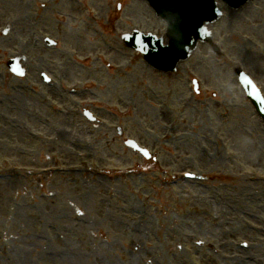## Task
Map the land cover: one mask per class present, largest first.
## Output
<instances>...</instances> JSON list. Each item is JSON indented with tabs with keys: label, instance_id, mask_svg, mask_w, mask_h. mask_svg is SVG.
<instances>
[{
	"label": "rangeland",
	"instance_id": "rangeland-1",
	"mask_svg": "<svg viewBox=\"0 0 264 264\" xmlns=\"http://www.w3.org/2000/svg\"><path fill=\"white\" fill-rule=\"evenodd\" d=\"M19 3H21V0H19ZM258 3H261L260 8L256 7ZM253 5L247 11L254 12V16L262 23L259 26L261 31L259 48L264 51V19L257 16L264 17V0H258ZM225 17H227L226 14ZM224 26L225 23L222 20L216 25L215 33L223 34ZM253 44H255L254 40ZM253 44L246 51L251 52ZM254 48L257 50L256 46ZM3 59L4 56H0V85H3L2 88L0 87V125L3 131V133L0 131V137L2 135L7 136V138L14 136V139H18L19 142L20 139L25 141L27 135H29L25 129L26 126L34 128L35 116L39 119L44 118L41 113L35 115L37 110L33 108L29 113L22 112L28 106L26 103L29 96L34 101L39 102L38 94L29 91L30 89L37 91L35 76L31 75L32 73L35 74V69L31 68V63L28 62L26 64L29 67L27 76L23 80L15 81L3 73L1 69ZM243 62L244 60L239 65L243 66ZM133 64L134 72L132 76L135 83L131 86V89L134 94L130 95L129 84L122 81V89L118 91V95L115 93L108 97V99L117 97L116 100L121 101L134 97L137 101L135 106L137 108L136 116L131 117L126 124L132 136L136 134V131H141L139 124L142 120L146 119L151 125L153 120L156 119L158 125L153 124L155 131L144 128L147 132L146 139L152 143L154 141L159 142V144L166 142L167 147H165V154L163 153V155L169 162L175 161V157L179 153V165H182L183 171L196 170L200 165L205 167L206 157L203 156H207V153L209 155L213 154L216 150L213 143L218 145L221 156L228 151L226 156H236L238 158L240 152L245 151L247 154L246 159L252 169L255 170L256 165L264 167V126L256 121L248 106L244 107L241 104V95L238 97L237 95L233 96V93L231 94V106L228 110L225 109L224 111L222 104H217V101H215L213 106H208V111H202L198 109L201 106V100L193 99L187 88L185 92L173 93L174 96L170 101L177 104L176 106L167 105L165 108H161L159 112L156 108V100L157 98L160 99V96L165 97L169 94L166 82L153 76L143 64L138 62L137 58H135ZM195 64L196 60L192 59V61L181 67V71L191 72ZM57 65L64 67L65 64L57 63ZM137 66H140V68ZM52 71L54 72L53 78L55 81L58 80L56 78L57 68ZM146 71L148 74H145ZM256 74L264 86V65L259 66ZM140 79H142L141 82ZM180 80L184 82V78L178 81ZM14 88L21 94L18 95L16 103L9 100L12 92L15 91ZM144 96L148 102L153 101V103H150V105L142 103ZM180 97H182L184 103L190 101L187 108L178 106L179 101L177 100ZM39 99L41 101L40 96ZM70 99L72 102L75 101L73 98ZM34 107L37 106L34 105ZM52 114L55 115L56 113L53 112ZM226 119L229 121L228 125L221 122H227ZM18 120L24 125L17 122ZM162 121H166V124ZM7 124L10 126L7 127ZM75 124L73 122V125ZM21 127L23 128L21 129ZM8 129H11V131H7ZM164 130L165 140L163 139ZM80 139L87 142L93 152L108 157L95 159L92 156L80 157L73 155L69 160L67 159V152L62 153V156L56 153L53 160L52 155L47 160L40 157L41 160L31 164L28 169H33V166L36 165H38V168L76 166L74 164H83L88 167L89 164H96V161L102 162L100 165H104L115 160L108 153L112 150L110 143L106 145L105 142L95 141L85 136ZM229 146H234L238 152ZM230 150L231 155L229 154ZM4 156L0 151V165H4L5 168L9 166L6 162L19 165V158L7 161L6 156ZM34 158L38 159L37 156ZM128 159L129 155L123 157V161H127L126 164H128ZM28 161L30 160L28 159ZM167 171L171 174L166 177L169 180L175 170L167 169ZM247 171L249 172L248 169ZM12 174L13 178L7 180H2L3 176L0 174L2 176L0 178V264H43L51 262L56 264H84L87 256L85 252H96L98 243L102 247L98 254L105 256L104 258L111 257L117 264H123L128 262L126 244L129 241L126 236H122V233L119 232L118 228L121 226L116 221L122 222L125 228L132 224L135 227L144 217H148L147 220L150 222L149 231L157 232V234L151 235L150 242L156 241L155 252L159 248L161 249L165 264H186L184 260L188 261L189 257L194 254L199 257L211 256L206 254L204 246L207 247L206 243L212 244L213 241L202 238L198 240L196 237L190 238V235L192 231L196 233L201 228L209 233L215 230L209 225L210 220L206 208H209V203L212 205L211 199H218L221 196L222 190L220 187L227 194L225 199L229 202L227 208L231 211L235 210L234 215L231 212L226 214L229 221L234 225H229L221 233L224 237L234 236V241L237 243L244 240L248 242L246 236L251 234L250 226H264V222L261 223L256 219L258 213L250 206V203L253 202H258L264 206V190L246 189L244 201L246 206L244 207L237 205L234 200L238 198L239 192L244 191V189H240L234 195L237 191L222 186L216 178L214 179L217 182L213 185L200 184L197 187L204 188L199 190V193H194L190 187L186 186H163L159 189L154 183L157 175L155 173H150L146 177L145 175L133 176V179L117 181L116 179H108V177L98 178L97 176L91 177L87 174L80 175L71 172L69 174L39 177L26 174L25 179H16L15 173ZM222 175L230 181L239 179V173L235 174V177L227 173ZM146 183H150L149 187L152 188L146 186ZM232 184L237 185L236 183ZM115 192L120 193V195L117 196ZM241 209L247 211L246 214H241ZM141 210L145 211L143 216L138 214V211ZM238 228H242L243 231H239ZM181 231L184 233H180ZM196 240L203 242L202 249L193 244V241ZM110 245H112L113 251L107 250ZM121 245L124 247L122 248ZM144 246L150 249L153 244L146 243ZM63 251L65 256L59 257L57 253ZM51 252L56 254L53 259L55 261L51 259ZM98 254L97 252L95 254L98 259L97 262L102 263L100 258L103 257ZM252 255H255V253ZM260 255L264 257L263 254ZM147 260L141 256L139 263H146ZM89 262L91 261L87 263ZM258 262L261 264L264 263V260ZM190 264L201 263L190 257ZM255 264H257V261Z\"/></svg>",
	"mask_w": 264,
	"mask_h": 264
},
{
	"label": "water",
	"instance_id": "water-1",
	"mask_svg": "<svg viewBox=\"0 0 264 264\" xmlns=\"http://www.w3.org/2000/svg\"><path fill=\"white\" fill-rule=\"evenodd\" d=\"M162 2H164V3H181V1H177V0H161ZM179 5V4H178ZM194 6H193V8H194V11H191L190 10V5H187V4H185V3H182L181 5H179L178 6V9H181L183 12H184V14L186 15V14H189L190 13V15L191 14H194V16H195V20H192V19H190L189 21H191V22H186V23H184L183 24V26H181V28H179V26H178V24H175L174 25V28L177 30H175L176 32H173V31H171V37H172V45L169 47V49H167L169 52H174V50H175V48H176V46H178L179 45V39L181 38L180 36L182 35V39H183V43H182V47H181V52L183 53V54H185V52H186V50H187V41H186V37H185V34H186V32H188V31H190V33H191V29H194V31H195V35H193V36H195V37H197V38H199V37H201V32H200V30H199V28L197 27V24H198V22H200V18L202 17V16H204V14H205V11H204V9H203V6H202V4L201 3H199V1H196V2H194V4H193ZM188 9V10H187ZM178 11H180V10H178ZM180 24H181V22H179ZM191 28V29H190ZM181 33H180V32ZM155 45V44H154ZM153 45V46H154ZM152 46V47H153ZM153 48H157V47H153ZM154 49H152V53H151V55H153L154 54V51H153ZM165 50V49H164ZM163 51L164 53H166V54H168L169 52L168 51ZM150 62L153 64V66H155L156 68H159V69H162V70H170V68L169 67H166V65H164V64H162L161 62H159V61H156L155 59H154V56H153V58L150 60Z\"/></svg>",
	"mask_w": 264,
	"mask_h": 264
}]
</instances>
